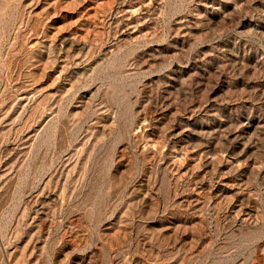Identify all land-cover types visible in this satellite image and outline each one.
I'll use <instances>...</instances> for the list:
<instances>
[{
    "label": "rangeland",
    "instance_id": "rangeland-1",
    "mask_svg": "<svg viewBox=\"0 0 264 264\" xmlns=\"http://www.w3.org/2000/svg\"><path fill=\"white\" fill-rule=\"evenodd\" d=\"M0 264H264V0H0Z\"/></svg>",
    "mask_w": 264,
    "mask_h": 264
}]
</instances>
